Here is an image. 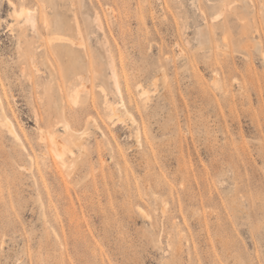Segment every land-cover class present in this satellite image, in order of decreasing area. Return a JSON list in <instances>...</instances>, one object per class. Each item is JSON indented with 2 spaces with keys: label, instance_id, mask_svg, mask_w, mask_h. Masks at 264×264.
I'll return each instance as SVG.
<instances>
[{
  "label": "rangeland",
  "instance_id": "374dc122",
  "mask_svg": "<svg viewBox=\"0 0 264 264\" xmlns=\"http://www.w3.org/2000/svg\"><path fill=\"white\" fill-rule=\"evenodd\" d=\"M0 264H264V0H0Z\"/></svg>",
  "mask_w": 264,
  "mask_h": 264
},
{
  "label": "bare ground",
  "instance_id": "6f19581e",
  "mask_svg": "<svg viewBox=\"0 0 264 264\" xmlns=\"http://www.w3.org/2000/svg\"><path fill=\"white\" fill-rule=\"evenodd\" d=\"M19 16H24V18H25V21H27V22H29V23H32V26L34 25V22H36L35 21V19H34V16H33V14H32V11L30 12V11H26V10H21L20 12H19ZM36 24V23H35ZM114 74V81H113V85H114V87L117 89V90H119L120 89V86H119V82H118V80H117V75L115 74V73H113ZM4 118H7V117H4ZM5 120V119H4ZM63 123H64V128H65V131H66V134L68 135L67 137H68V139L73 143L74 141H75V139L77 138V136H78V139H82V138H79L80 137V135H83L84 134V131H82L81 133L82 134H80L79 132H77L71 125H70V123L68 122V120H67V118L65 117V116H63ZM10 126H11V128H12V125L10 124ZM14 129V128H13ZM16 132V131H15ZM15 135V134H14ZM83 137V136H82ZM55 139H57V137L55 138ZM78 139H76V140H78ZM77 142H81L80 140L79 141H77ZM75 143V142H74ZM77 144V143H76ZM59 145V151H60V155H62L63 154V144L61 143V141H60V143L58 144ZM78 145V144H77ZM79 146V145H78ZM72 151V150H71ZM63 156V155H62ZM62 160H63V158H62Z\"/></svg>",
  "mask_w": 264,
  "mask_h": 264
}]
</instances>
